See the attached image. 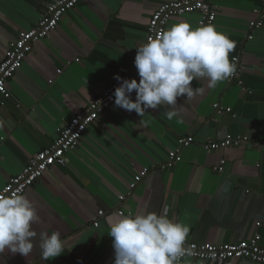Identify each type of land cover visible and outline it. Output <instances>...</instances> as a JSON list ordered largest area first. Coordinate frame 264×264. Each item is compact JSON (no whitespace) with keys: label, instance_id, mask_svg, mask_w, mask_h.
Wrapping results in <instances>:
<instances>
[{"label":"crops","instance_id":"crops-1","mask_svg":"<svg viewBox=\"0 0 264 264\" xmlns=\"http://www.w3.org/2000/svg\"><path fill=\"white\" fill-rule=\"evenodd\" d=\"M49 1L0 0V63L8 44L38 23ZM173 1L80 0L33 47L7 83L10 98L0 99V190L114 76L136 71V48L144 44L151 15ZM209 2L216 9L213 25L235 42L230 59L240 57L241 86L222 81L209 87L206 79L193 80L192 87H203L204 93L190 100L179 97V117L172 120L164 105L142 116L110 107L85 130L65 166L50 168L23 194L40 217L35 231H58L64 253L42 261L37 236L28 257L5 250L0 264H113L109 222L145 212H166L190 226L187 242L230 244L257 234L264 247V25L250 30L262 0ZM180 20L195 28L198 15L174 16L167 28ZM215 103L230 112L217 114ZM190 136L193 143L183 149L181 160L161 169L177 140ZM228 136L246 137L249 144L204 151L208 141ZM181 264L255 263L185 259Z\"/></svg>","mask_w":264,"mask_h":264},{"label":"clouds","instance_id":"clouds-1","mask_svg":"<svg viewBox=\"0 0 264 264\" xmlns=\"http://www.w3.org/2000/svg\"><path fill=\"white\" fill-rule=\"evenodd\" d=\"M235 42L213 24L193 28L180 20L136 48V78L114 76V106L142 116L149 109L166 107L169 120L179 117V97L202 95L203 87H192L193 80L206 79L214 87L236 72V58L230 59ZM135 92V99L132 93ZM40 217L33 203L18 191L0 195V253L28 257L39 236L40 259L51 261L64 253L58 231L37 233L33 228ZM191 229L174 222L167 213L145 212L123 215L109 222L108 235L114 249L113 264H181L184 257L195 256L186 247Z\"/></svg>","mask_w":264,"mask_h":264},{"label":"built area","instance_id":"built-area-1","mask_svg":"<svg viewBox=\"0 0 264 264\" xmlns=\"http://www.w3.org/2000/svg\"><path fill=\"white\" fill-rule=\"evenodd\" d=\"M80 0H50L44 8L43 14L38 23L28 31L19 33L18 38L9 43L5 57L0 63V99L10 98L7 83L13 79L18 70L21 69L25 59L32 52L33 47L48 38L56 30L61 18L77 6ZM196 13L198 15L197 26L213 24L216 19V9L209 0H176L161 5L151 15L147 28L144 43L149 37H155L158 33L166 30L169 20L174 16H182ZM256 19L250 24V30L260 29L264 25V0L262 8L254 11ZM249 35L247 40H252ZM236 58L235 74L223 81L226 84L235 83L241 86L239 77L243 69L239 55ZM122 78H136L139 81L137 70L132 75H124ZM119 86L115 80L103 88L95 100L80 114L72 118L59 132L55 141L33 156L20 174L11 178L0 190V195H10L14 191L24 194L27 189L33 186L42 176L54 166H65L66 156L75 151L85 130L95 124L97 118L114 105V90ZM217 114L230 112L217 103L213 104ZM193 143V138L180 137L177 140L176 148L170 153L166 164L161 169L169 168L181 160V152ZM246 137L228 136L219 142L208 141L202 147L205 152H216L227 148H243L248 146ZM225 161L221 160L217 171L223 170ZM124 197H120L122 202ZM123 215V212H118ZM104 215L103 212L99 213ZM94 226L98 224L95 222ZM259 226V225H258ZM186 247H192L195 256L184 257L185 259L198 260L202 262H229L246 260L255 264H264V247L259 243V236L255 234L251 239L230 244H195L186 241Z\"/></svg>","mask_w":264,"mask_h":264}]
</instances>
